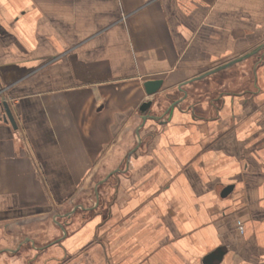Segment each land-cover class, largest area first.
<instances>
[{
	"label": "crops",
	"instance_id": "obj_1",
	"mask_svg": "<svg viewBox=\"0 0 264 264\" xmlns=\"http://www.w3.org/2000/svg\"><path fill=\"white\" fill-rule=\"evenodd\" d=\"M219 249L264 264V0H0V264Z\"/></svg>",
	"mask_w": 264,
	"mask_h": 264
},
{
	"label": "water",
	"instance_id": "obj_2",
	"mask_svg": "<svg viewBox=\"0 0 264 264\" xmlns=\"http://www.w3.org/2000/svg\"><path fill=\"white\" fill-rule=\"evenodd\" d=\"M162 85H163V80H150V81H146L144 83V88H145L147 95L151 96V95L157 94L161 90ZM3 105H4V108L6 111L5 112L6 119H9L12 122V124L14 125V118L11 114L9 107L7 106L6 103H4ZM151 105H152V102L148 101V102L143 103L141 105V107L139 108V112L144 118L143 120H145L147 118ZM230 190H231V187H227L223 191L222 196L226 197L229 194ZM221 254H222L221 249L217 250L214 253H211L210 255H208L205 258L204 263L205 264H212L215 260H220Z\"/></svg>",
	"mask_w": 264,
	"mask_h": 264
},
{
	"label": "built area",
	"instance_id": "obj_3",
	"mask_svg": "<svg viewBox=\"0 0 264 264\" xmlns=\"http://www.w3.org/2000/svg\"><path fill=\"white\" fill-rule=\"evenodd\" d=\"M239 229H240L241 232H243V228L242 227H240Z\"/></svg>",
	"mask_w": 264,
	"mask_h": 264
}]
</instances>
